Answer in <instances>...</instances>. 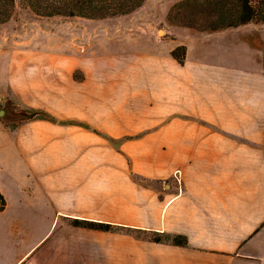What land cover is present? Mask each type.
Listing matches in <instances>:
<instances>
[{
	"label": "crops",
	"instance_id": "crops-1",
	"mask_svg": "<svg viewBox=\"0 0 264 264\" xmlns=\"http://www.w3.org/2000/svg\"><path fill=\"white\" fill-rule=\"evenodd\" d=\"M174 36L168 52L184 46V63L149 60L129 82L140 109L112 115L121 134L108 137L130 138L119 152L0 149V264H264V29L175 28ZM77 119L104 131L82 110ZM74 219L179 235L187 246L77 228Z\"/></svg>",
	"mask_w": 264,
	"mask_h": 264
},
{
	"label": "rangeland",
	"instance_id": "rangeland-1",
	"mask_svg": "<svg viewBox=\"0 0 264 264\" xmlns=\"http://www.w3.org/2000/svg\"><path fill=\"white\" fill-rule=\"evenodd\" d=\"M179 1L145 0L129 15L87 20L37 16L15 0L11 18L0 25V109L9 101V114L41 110L77 124H82L77 119L82 110V115L98 120L101 134L119 136L112 115L140 109L137 100H131L129 82L140 79L142 67L154 57L171 58L168 49L176 39L175 28L204 33L168 22L170 8ZM252 24L264 29L262 23ZM86 126L83 131L78 126L0 118V149L5 144H109L91 133L92 124ZM149 155L156 158L157 150ZM117 158L119 167L126 165L122 154ZM132 179L162 188L136 175Z\"/></svg>",
	"mask_w": 264,
	"mask_h": 264
},
{
	"label": "trees",
	"instance_id": "trees-1",
	"mask_svg": "<svg viewBox=\"0 0 264 264\" xmlns=\"http://www.w3.org/2000/svg\"><path fill=\"white\" fill-rule=\"evenodd\" d=\"M145 0H19L20 4L33 14L41 17H68L87 20H103L126 16L139 9ZM15 0H0V25L6 23L14 11ZM170 23L192 28L200 32H217L237 28L249 23L264 24V0H182L174 4L168 14ZM186 49L178 46L169 53L170 57L182 65ZM32 120L47 121L56 125H74L84 129V124L65 122L41 110H27ZM95 135L104 138L118 151L119 144L130 138L114 140L92 130ZM119 152V151H118ZM5 201L0 195V211ZM71 225L77 228L101 232H122L137 239L157 244L186 247L187 239L179 235H169L155 231L125 228L105 222H93L74 219Z\"/></svg>",
	"mask_w": 264,
	"mask_h": 264
},
{
	"label": "water",
	"instance_id": "water-1",
	"mask_svg": "<svg viewBox=\"0 0 264 264\" xmlns=\"http://www.w3.org/2000/svg\"><path fill=\"white\" fill-rule=\"evenodd\" d=\"M9 101H7L6 106L3 109H0V118L1 119H6V120H15V119H31L32 115L28 113H20L17 115H12L9 114L8 112V106H9Z\"/></svg>",
	"mask_w": 264,
	"mask_h": 264
}]
</instances>
